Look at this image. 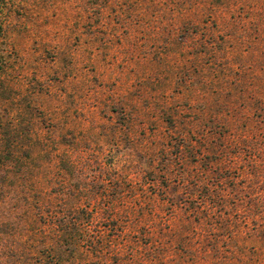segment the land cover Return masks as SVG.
I'll use <instances>...</instances> for the list:
<instances>
[{
  "label": "trees",
  "instance_id": "trees-1",
  "mask_svg": "<svg viewBox=\"0 0 264 264\" xmlns=\"http://www.w3.org/2000/svg\"><path fill=\"white\" fill-rule=\"evenodd\" d=\"M0 264H264V0H0Z\"/></svg>",
  "mask_w": 264,
  "mask_h": 264
},
{
  "label": "rangeland",
  "instance_id": "rangeland-1",
  "mask_svg": "<svg viewBox=\"0 0 264 264\" xmlns=\"http://www.w3.org/2000/svg\"><path fill=\"white\" fill-rule=\"evenodd\" d=\"M23 43L28 46L29 48H35L36 46L40 45L39 39L34 40L33 38H25Z\"/></svg>",
  "mask_w": 264,
  "mask_h": 264
}]
</instances>
